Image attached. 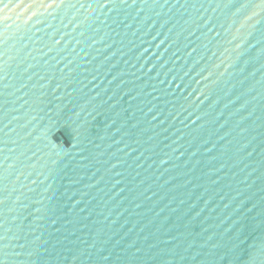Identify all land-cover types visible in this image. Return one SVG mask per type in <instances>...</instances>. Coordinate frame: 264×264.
I'll list each match as a JSON object with an SVG mask.
<instances>
[{
    "label": "water",
    "instance_id": "95a60500",
    "mask_svg": "<svg viewBox=\"0 0 264 264\" xmlns=\"http://www.w3.org/2000/svg\"><path fill=\"white\" fill-rule=\"evenodd\" d=\"M0 264H264V0H0Z\"/></svg>",
    "mask_w": 264,
    "mask_h": 264
}]
</instances>
